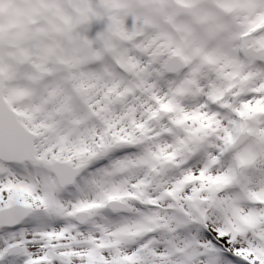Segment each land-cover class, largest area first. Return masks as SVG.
I'll return each mask as SVG.
<instances>
[{"label": "snow or ice", "instance_id": "6c2138e0", "mask_svg": "<svg viewBox=\"0 0 264 264\" xmlns=\"http://www.w3.org/2000/svg\"><path fill=\"white\" fill-rule=\"evenodd\" d=\"M63 47L0 56V264H264V0H40Z\"/></svg>", "mask_w": 264, "mask_h": 264}, {"label": "rangeland", "instance_id": "374dc122", "mask_svg": "<svg viewBox=\"0 0 264 264\" xmlns=\"http://www.w3.org/2000/svg\"><path fill=\"white\" fill-rule=\"evenodd\" d=\"M39 3L40 0H0V36L4 37L6 40V45L0 47V56L13 58L16 54L12 55L9 52L10 50L13 51L17 49L19 52L24 47L27 48L28 45H38L40 43L38 40L29 43L24 42L23 36L19 38L16 34L17 31L14 32L12 38L10 35L4 34V31L10 24H14L15 27L18 28L23 24L25 19H28L27 24H29V26L26 27V25H24V28L32 33L34 32L33 29H37L41 23L46 21L47 17L53 16L42 10L37 11V9H39ZM46 40L50 42L51 47H56L57 49L63 47L58 41L52 38ZM12 41H16V43L12 44ZM15 45H17L16 48H14Z\"/></svg>", "mask_w": 264, "mask_h": 264}, {"label": "bare ground", "instance_id": "6f19581e", "mask_svg": "<svg viewBox=\"0 0 264 264\" xmlns=\"http://www.w3.org/2000/svg\"><path fill=\"white\" fill-rule=\"evenodd\" d=\"M27 20L28 19H25L24 25ZM57 22H58L57 18L53 16H49L47 17L45 22L41 23L38 26L37 29H33L34 32L32 33L29 32L28 30L25 31L24 25H21L19 28V34L16 32L19 38H21L24 35L23 41L26 43L37 41V40L40 42L38 45L31 44L27 48L24 47L22 50L26 52H31L32 54L35 55L41 48L51 47V45H49L50 43L46 40V39H51V35L46 34V30H49V33H50L51 25ZM6 32L12 36L15 32V28L10 27L6 30ZM11 52L12 54H16V55L18 53L17 49Z\"/></svg>", "mask_w": 264, "mask_h": 264}]
</instances>
